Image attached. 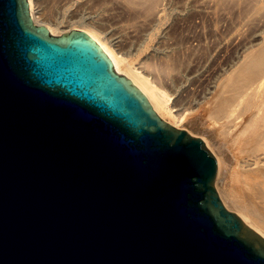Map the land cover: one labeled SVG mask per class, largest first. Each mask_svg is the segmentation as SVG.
<instances>
[{"label": "water", "instance_id": "1", "mask_svg": "<svg viewBox=\"0 0 264 264\" xmlns=\"http://www.w3.org/2000/svg\"><path fill=\"white\" fill-rule=\"evenodd\" d=\"M0 0V264H264L204 140L98 41Z\"/></svg>", "mask_w": 264, "mask_h": 264}, {"label": "bare ground", "instance_id": "2", "mask_svg": "<svg viewBox=\"0 0 264 264\" xmlns=\"http://www.w3.org/2000/svg\"><path fill=\"white\" fill-rule=\"evenodd\" d=\"M28 2L33 25L45 26L50 35L75 29L98 41L117 72L125 73L162 117L171 113L172 89L249 130L244 166L263 170L264 176V0ZM218 193L264 236L263 224Z\"/></svg>", "mask_w": 264, "mask_h": 264}, {"label": "rangeland", "instance_id": "3", "mask_svg": "<svg viewBox=\"0 0 264 264\" xmlns=\"http://www.w3.org/2000/svg\"><path fill=\"white\" fill-rule=\"evenodd\" d=\"M168 88V87H167ZM170 89V88H169ZM168 90V89H167ZM168 96L171 113L164 120H178V129H186L202 138L216 158L221 160V169L216 177V187L227 197L230 204L247 212L264 225V176L261 170L244 166L249 130H241L225 114L204 101H193L177 96L176 91ZM175 93V94H173Z\"/></svg>", "mask_w": 264, "mask_h": 264}]
</instances>
